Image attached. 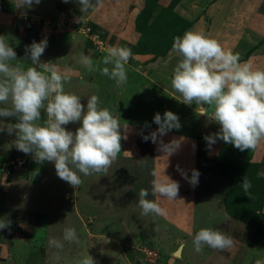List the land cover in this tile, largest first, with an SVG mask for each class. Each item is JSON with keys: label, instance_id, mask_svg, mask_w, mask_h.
Returning <instances> with one entry per match:
<instances>
[{"label": "rangeland", "instance_id": "374dc122", "mask_svg": "<svg viewBox=\"0 0 264 264\" xmlns=\"http://www.w3.org/2000/svg\"><path fill=\"white\" fill-rule=\"evenodd\" d=\"M159 1L157 5L145 8L149 10L147 20L136 23V15L130 30L126 29L127 16L111 28L112 24L105 26L102 22L92 21L95 18L90 11L68 10L59 2L49 9L37 7L34 12L30 10L32 12L20 15L30 22H53L58 18L54 24L57 25L76 14L85 23H94L92 31L107 46L102 51L94 46L89 48L92 41L86 38L85 33L74 32L78 34V40L82 39L80 35L87 40L80 60L81 55L89 54L95 70L88 71L80 60L79 66L75 62V73L70 75L65 91L81 97L85 108L88 98L98 96L100 106L119 117L122 127L127 126L121 130L127 139L121 140V152L107 172L81 176L83 183L73 188L57 176L54 163H37L31 154L17 150L14 132L11 135L6 130L0 132V221L11 222L10 231L7 228L0 230V264H77L87 255L93 257L95 264H256L258 260L264 264V202L259 213L253 214L254 224L231 216L224 204L226 187L234 181L240 190L245 175L235 173L233 169L213 171L196 163L198 136L205 137L199 132H208L211 126L208 119H212L213 110L196 105L186 106L180 102L177 95L181 96L172 88L167 71V62L173 67L171 55L158 60L165 62L158 70L152 64L148 66L158 57L153 58V52L143 50L160 51L174 42L176 34L184 26L172 10L173 0ZM1 7L12 12L9 20L11 31L6 34L7 37L14 36L20 10L13 7L11 0H1ZM47 10L53 11V14L47 13ZM32 25L33 32L27 36L30 45L33 36L37 42L36 28L34 23ZM61 33L54 35L53 39ZM113 46L132 50V58L125 65L128 80L122 87H117L115 81L101 74L104 67H112L102 61ZM14 50L17 59L24 57V51L16 47ZM67 56L59 49L52 57L49 56L50 59L47 57L41 62L55 66L56 61ZM11 64L15 65V60ZM0 107H11V103L0 104ZM166 110L178 115L181 128L159 137L156 143L151 139L145 141L143 136L158 128L154 123L155 114L159 112L163 116ZM201 111L207 115L200 116ZM42 119H46L44 112ZM15 122V118L0 117V127L6 128L7 124ZM38 123L42 124L43 120ZM66 127L75 132L80 123H70ZM214 127V131L218 132L219 125L216 123ZM161 140L163 145H170L175 140L179 148L169 155L163 150ZM220 145L223 146L221 151H217L219 148L215 151L207 149L206 157L210 163L246 165L254 162L259 163L257 173L262 171L264 163L253 161L259 152L257 149L241 152L223 141ZM178 166L189 176L193 169L198 170L201 174L198 186L193 188L177 171ZM153 172L157 173V177H153ZM252 173L257 176L253 170ZM166 176L179 182L178 200H157L166 212L164 216L142 215L138 204L140 189H148V199H156L151 196L152 181L154 178L166 180ZM254 176L247 177L252 182V188L259 189ZM255 198L256 203L252 204V199L248 201L245 198L244 206L248 205L255 211L260 200L256 195ZM244 214L248 215L247 209ZM69 227L76 230L78 244L63 239L64 229ZM202 228L222 231L233 239V246L223 251L205 247L202 252H196L192 241ZM54 239L60 241L63 248L55 247L51 243ZM181 244L180 256L174 255Z\"/></svg>", "mask_w": 264, "mask_h": 264}, {"label": "clouds", "instance_id": "9594fccd", "mask_svg": "<svg viewBox=\"0 0 264 264\" xmlns=\"http://www.w3.org/2000/svg\"><path fill=\"white\" fill-rule=\"evenodd\" d=\"M40 2L18 0L17 7L30 8ZM77 3L82 13L103 6V0H77ZM47 45L48 41L44 39L26 47V53L30 54L26 57L35 67L25 70L20 65L11 64L17 59V53L0 36V104L11 103V107H0V117H11L16 121L7 124L6 128L0 127V132L6 130L9 135L14 132L17 150L31 154L37 163H54L57 176L78 188L83 183L81 176L107 172L121 152V140L127 139L121 131L127 126L122 127L119 117L100 106L98 96L88 98L85 108L81 97L65 91L71 69L60 70L41 62L40 57ZM172 50L181 58L171 80L172 88L182 97L180 102L213 108L212 121L219 125V131L204 137L208 149L211 150L217 141L231 144L241 152L256 149L264 141V69L241 63L238 53L226 50L216 39L199 31L189 30L183 36H176ZM131 58L130 48L111 47L102 62L112 67H104L101 74L115 81L117 87H122L128 80L125 65ZM80 62L88 71L95 70L90 57L81 55ZM42 112L46 113V119H42ZM206 115L201 111L200 116ZM41 120L43 123H38ZM76 122L80 127L75 132L69 131L66 126ZM154 123L158 128L144 135L145 141L151 139L156 143L159 137L181 128L178 115L170 110H166L163 116L157 112ZM160 143L163 145L162 140ZM178 148L179 143L175 140L170 145H163L169 155ZM177 171L193 188L198 186L201 175L198 170L193 169L191 176L179 166ZM152 175L157 177L156 172ZM257 176L264 178V171L258 172ZM166 177V180L154 178L152 181L151 196L156 199H148L149 190L140 189L138 204L142 215L164 216L166 212L157 200H178L179 182ZM240 185L251 200L252 182L247 175ZM10 225V221H0V230L7 228L10 231ZM63 239L79 243L76 230L71 227L64 229ZM192 242L198 253L205 247L223 251L233 246L230 236L211 228L200 229ZM51 243L63 248L58 240ZM77 264H95V261L87 255ZM256 264L261 262L258 260Z\"/></svg>", "mask_w": 264, "mask_h": 264}, {"label": "crops", "instance_id": "0c3cea01", "mask_svg": "<svg viewBox=\"0 0 264 264\" xmlns=\"http://www.w3.org/2000/svg\"><path fill=\"white\" fill-rule=\"evenodd\" d=\"M167 1L168 0H160L159 2L163 3ZM55 2H59L68 10L80 9L77 0H68L67 3H65L64 0H41L38 5L33 4L30 8L17 7L18 0H11L13 7L18 8L20 11L16 18V20H18L16 29H18L14 30V36L9 35L8 37L7 34L11 31L9 20L11 19L10 16L12 12L4 7L0 8V36H3L5 41L13 48H19L21 51L25 52L24 57L16 59L15 65L13 66L20 65L25 70L28 67L35 66L32 64L31 60L26 57V55H30L26 53V47L30 45V40L27 36L30 32H33V22H30L29 19H24L23 13H27V11L30 10L34 12L37 7L42 6L44 9H49ZM143 4L144 0H103L102 7L90 10L91 16L95 18L92 19V21L102 22L105 26L112 24L111 28H113L127 16L129 19L127 18L128 27L126 29L130 30V28L134 26V19ZM173 10L177 15L189 22V25L178 34L179 36H183V34L189 30L202 32L216 39L226 50L238 53L241 63H250L254 69H264V0H177L173 6ZM104 11H110L111 13H106L105 15V13H103ZM13 13H15V10ZM47 13L53 14V11L47 10ZM21 14L23 15L22 17L20 16ZM56 20L58 21V18ZM77 36L78 34L75 33L67 31L62 32L56 39L50 41L45 49L46 52L42 54L40 60L46 61L45 58L47 57L50 59V55L52 57L55 51L61 49L68 56L66 58H61L58 62L56 61L55 67L60 70L66 68L71 69L70 75L74 74V64L76 62L78 66L81 65L78 63L80 54L83 53V49L87 46H84V44H86L85 37L80 35L82 39L78 40ZM34 41L35 37L33 36V42ZM108 42L110 45L112 44L110 41ZM92 46V44L88 45L89 48ZM171 49L172 47L165 56H159L155 62H150L148 64V66L152 64L153 68L158 70L159 66L161 68L165 63H160L158 60L171 55L173 67L167 62V71L170 73V81L172 80L174 69L181 59L173 50L171 51ZM91 59L93 60V58ZM177 97L179 100L182 99V97L178 95ZM192 106H195V104L191 105V107ZM200 107L213 110V108L208 105H202L199 106V108ZM208 120L211 125L208 128V132L205 133L206 131L203 130L199 132L203 136L217 132L214 131L216 123L210 118ZM220 142L222 143V141H217V145H213L211 151H215L218 148L219 150L217 151H221L220 149H222L223 146L221 147ZM256 149L259 152L256 153L253 161L259 162L261 160V163H264V141H262ZM262 171H264V166Z\"/></svg>", "mask_w": 264, "mask_h": 264}, {"label": "trees", "instance_id": "16d2710c", "mask_svg": "<svg viewBox=\"0 0 264 264\" xmlns=\"http://www.w3.org/2000/svg\"><path fill=\"white\" fill-rule=\"evenodd\" d=\"M159 0H144V6L143 8L138 12V19L136 20V23L139 22V20L143 21V20H147L149 16V10L147 9V6L149 5H157ZM177 2V0H173L172 1V5L174 6L175 3ZM146 8V9H145ZM173 10V7H172ZM173 12L176 14V17L178 19V21L182 22L184 24L183 27H181V32L189 25V22L184 20L182 17H180L179 15H177V13L173 10ZM140 18V19H139ZM91 25V24H90ZM94 23L91 25L93 26ZM176 36H178L176 34ZM173 45V43H170L169 45L165 46L164 48H162L160 51H156L154 52L153 50H143V52H153V58H157L159 56H163L169 49L170 47ZM139 52H142V50H140ZM137 53V52H136ZM197 152H196V163L197 165L200 167H204V168H208L211 169L213 171H218L220 169H224L225 170H235V173L237 172L240 175H247L248 177H253V172L257 173V170L259 169V163H254V162H250L249 164H244V163H223L220 162L218 164L216 163H210V160L206 157V153H207V142L205 141L204 137L202 136H198V140H197ZM252 167V168H251ZM255 177V176H254ZM258 183V187L259 189H253L251 188L250 190L252 193V200L254 201H250V204L252 203H256V197H259V206L256 204V209L255 211H253L251 208H249L248 205H246V207L244 206V199L246 198V200H250L248 199V196L245 195L242 187H240V190L238 189V187L235 185L234 181H230L229 184L226 187L225 190V198H224V204H225V209L226 211L233 217L239 218V219H245L248 223L254 224V212L259 213V211L261 210V206L264 202V178H258L257 176L255 177ZM242 191V192H241ZM246 202V201H245ZM245 209H247L248 211V215L244 216V211Z\"/></svg>", "mask_w": 264, "mask_h": 264}, {"label": "built area", "instance_id": "2783aa9c", "mask_svg": "<svg viewBox=\"0 0 264 264\" xmlns=\"http://www.w3.org/2000/svg\"><path fill=\"white\" fill-rule=\"evenodd\" d=\"M79 16L71 15L64 20L63 24L58 23L54 25L57 21L51 20H36L33 22L36 28L37 42L47 39L48 43L54 38L53 36L57 33L63 32L66 29L69 32H82L85 33L86 38L92 41V45L96 50L102 51L103 47L107 46L106 42L95 32L92 31L91 25L89 22H84ZM71 29V30H70Z\"/></svg>", "mask_w": 264, "mask_h": 264}, {"label": "water", "instance_id": "95a60500", "mask_svg": "<svg viewBox=\"0 0 264 264\" xmlns=\"http://www.w3.org/2000/svg\"><path fill=\"white\" fill-rule=\"evenodd\" d=\"M181 250H182V244L174 251V255L180 256Z\"/></svg>", "mask_w": 264, "mask_h": 264}]
</instances>
